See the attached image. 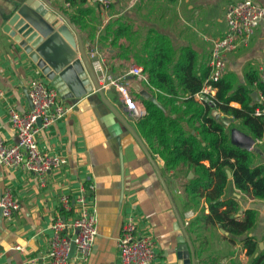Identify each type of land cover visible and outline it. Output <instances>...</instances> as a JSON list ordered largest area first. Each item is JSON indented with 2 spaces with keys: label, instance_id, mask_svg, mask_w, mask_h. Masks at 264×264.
<instances>
[{
  "label": "crops",
  "instance_id": "crops-1",
  "mask_svg": "<svg viewBox=\"0 0 264 264\" xmlns=\"http://www.w3.org/2000/svg\"><path fill=\"white\" fill-rule=\"evenodd\" d=\"M25 1L0 0V87L4 90L0 97V133L9 143L17 141L10 120V107L15 105L21 112L31 109L29 83L35 77H45L23 48L3 30L8 18ZM47 1L61 22L67 24L58 12L69 19L81 35L91 60L97 56V61L112 74H125L132 85L138 83L153 94L145 82L128 72L135 64L143 67L136 53L139 55L137 51L142 48L149 31L157 28L149 29L150 21L133 7H121L127 0H115L117 7H96L84 17L85 27L72 20L74 9L69 2ZM236 1L158 0L161 7H158L157 30L168 37L175 55L173 62L182 50L190 48L197 55V67H209L212 40L224 35L227 6ZM255 1L264 6V0ZM89 2L99 4L98 0ZM164 7H169L168 12ZM120 23L131 29L115 41L114 31L119 29ZM88 30H91V36ZM97 61L93 62L94 67ZM263 64L264 23L261 22L247 45L228 54L225 75L232 76L236 86H244L252 96L257 92L258 98H253L260 102L261 92L247 75L260 76ZM132 87L134 97L146 107V98ZM103 90L118 115L97 92L81 98L65 99L61 96L73 107L63 119L40 129V147L59 155L62 160L57 169L47 173L44 185L40 177L23 167L0 165V194L9 189L20 203V210L13 218L0 216V264H43L52 238V221L58 215H76L81 206L77 198L84 191H87L89 206L98 216V236L85 264H120L118 240L130 214L137 217L142 234L156 242V259L152 264H171L177 259L178 239L183 231L175 209L153 163L123 121L138 133L156 159L192 241L196 264H251L245 238L249 236L258 242L257 254L264 250V199L238 189L232 172L227 170L229 182L223 199L237 202L238 210L234 216L238 220L244 219L248 209L255 210L256 224L244 234H233L221 224L212 222L208 218L210 210L206 199L196 202L186 190L189 180L195 176L194 169L185 162L167 169L165 161L153 153L139 131L138 122L142 118L137 119L131 113L114 87ZM232 105L240 107L238 102ZM160 107L171 111V106L165 109L160 103ZM257 146L259 150H251L257 153L254 166L264 164V138ZM204 163L209 165V161ZM90 186L94 188L90 189ZM63 195L69 197L73 210L63 207ZM70 264L78 263L72 258Z\"/></svg>",
  "mask_w": 264,
  "mask_h": 264
},
{
  "label": "trees",
  "instance_id": "trees-1",
  "mask_svg": "<svg viewBox=\"0 0 264 264\" xmlns=\"http://www.w3.org/2000/svg\"><path fill=\"white\" fill-rule=\"evenodd\" d=\"M66 1L74 9L72 20L84 27V17L98 6L91 5L89 0ZM130 29L129 25L120 23L119 29L114 31V40L128 34ZM169 43L166 35L153 29L137 51L139 55L136 53L154 87L151 91L165 109L171 106V111L167 112L145 99L147 114L138 122L139 131L153 153L159 154L165 161L167 169H173L182 162L194 169L195 176L189 180L186 190L196 202L206 199L210 210L208 218L212 222L221 224L233 234H244L256 224V211L248 209L242 220L234 216L238 210L237 202L223 199L229 182L227 170L232 172L238 189L264 199V164L254 166L257 153L234 145L231 141L232 127L211 115L209 105L195 100L194 95L202 90L210 67L199 69L197 55L190 48L182 50L174 63L175 55ZM247 77L264 97V82L259 76ZM213 85L217 88L216 108L228 118L238 120L243 131L262 140L264 113L257 115L256 110H264V101H255L250 91L244 86H236L229 75ZM181 97L184 99L181 100ZM233 102H238L240 107L233 106ZM204 161H209V165ZM245 247L252 259L251 264H264V250L257 254L258 242L247 236Z\"/></svg>",
  "mask_w": 264,
  "mask_h": 264
},
{
  "label": "built area",
  "instance_id": "built-area-1",
  "mask_svg": "<svg viewBox=\"0 0 264 264\" xmlns=\"http://www.w3.org/2000/svg\"><path fill=\"white\" fill-rule=\"evenodd\" d=\"M226 22L227 28L224 35L213 39L211 43L208 63L210 74L202 90L194 95L198 103L209 105L213 110L217 109L215 99L217 88L213 83L225 75L228 54L237 50L241 45H247L260 23H264V6L255 0H238L230 3L226 9ZM95 69L99 72V82L103 88L114 87L137 119L146 116L147 108L134 97L132 82L127 80L125 74L114 75L99 61L96 62ZM128 74L138 77L146 83L148 88L154 90L148 73L142 66L133 65ZM259 79L264 82V64L260 67ZM28 93L33 104L31 109L21 112L15 105L10 107V120L17 141L9 143L0 133V165L23 167L40 177L44 185L47 173L57 169L62 160L59 155L40 147L39 131L63 119L73 106L64 102L58 89L49 85L45 77L31 79ZM3 94L4 90L0 87V97ZM260 100V102L264 101L262 95ZM263 113L264 110H256L257 115ZM39 119H41L40 125L38 124ZM256 141L261 142L258 139ZM93 188L90 186V189ZM86 192L84 191L77 198L81 206L76 215L69 217L58 215L52 221V238L49 250L43 257V264H70L72 258L78 264H85L89 260L98 236V216L96 210L89 206ZM61 200L65 209L73 210V205L67 195H63ZM19 210L20 203L12 191L6 189L1 192L0 216L11 219ZM73 243L76 245V250L72 256ZM118 246L120 264H152L156 259V242L152 237L142 234L135 215H128L122 227Z\"/></svg>",
  "mask_w": 264,
  "mask_h": 264
},
{
  "label": "water",
  "instance_id": "water-1",
  "mask_svg": "<svg viewBox=\"0 0 264 264\" xmlns=\"http://www.w3.org/2000/svg\"><path fill=\"white\" fill-rule=\"evenodd\" d=\"M107 1L115 2V0ZM49 7L51 5L47 0H26L8 18L3 30L23 48L30 59L41 69L42 74L58 89L62 97L65 99L81 98L97 92L103 101L118 115L116 109L106 100L103 87L99 82V75L93 65V62L97 61L98 57L95 56L92 60L88 57L80 34L69 19L61 12H58L61 17L66 19L67 24L61 22L60 18ZM133 86L144 98L160 106L157 97L148 89H143L138 83H134ZM253 96L256 100L258 98L257 92L253 93ZM30 102L32 108L33 104L31 99ZM213 116L216 119H220L227 126H230L232 123V119L226 118L218 109L213 110ZM123 123L139 141L146 155L153 163L171 199L179 226L183 231V235L178 239L177 259L171 264H196L192 241L184 226L182 217L175 206L166 180L160 172L156 159L138 133L128 123L124 121ZM38 124H41V119L38 120ZM231 141L234 145L242 149L259 150L256 139L240 128L232 127ZM75 250L76 245L73 243L72 255Z\"/></svg>",
  "mask_w": 264,
  "mask_h": 264
},
{
  "label": "rangeland",
  "instance_id": "rangeland-1",
  "mask_svg": "<svg viewBox=\"0 0 264 264\" xmlns=\"http://www.w3.org/2000/svg\"><path fill=\"white\" fill-rule=\"evenodd\" d=\"M99 4L97 7H117L115 2L110 4L107 0H98ZM111 2V1H110ZM121 7H133L139 14L145 16V19H148L151 23L150 28L158 29V0H127L125 4H122ZM169 7H164V11L168 12ZM89 35L91 36V30H88ZM233 123L230 125L231 127L242 128L238 121L232 120ZM258 144V142H257Z\"/></svg>",
  "mask_w": 264,
  "mask_h": 264
}]
</instances>
